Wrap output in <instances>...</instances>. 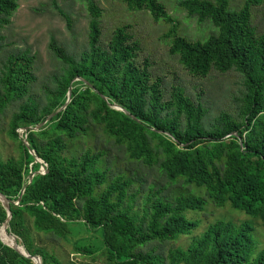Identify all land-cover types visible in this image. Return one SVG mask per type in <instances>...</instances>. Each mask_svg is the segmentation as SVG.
<instances>
[{"label": "trees", "instance_id": "1", "mask_svg": "<svg viewBox=\"0 0 264 264\" xmlns=\"http://www.w3.org/2000/svg\"><path fill=\"white\" fill-rule=\"evenodd\" d=\"M82 1L92 14L89 47L70 54L52 39L50 51L62 68L44 84L40 98L32 93L36 55L12 53L1 68L0 122L10 106L19 105L10 135L22 148L20 159L0 160V193L12 202L7 243L22 240L43 264H64L35 245L32 220L37 232L56 239L78 236L76 252L93 262L103 251L109 264H264V250L254 256L248 223L217 220L189 247L166 248L198 228L186 213L203 212L209 202L230 205L264 225V33L252 21V6L261 0H247L240 10L232 9L231 0L180 1L190 17L210 23L216 32L190 41L172 31L171 54L197 77L214 71L244 77L233 98L238 112L213 119L183 87L168 94L148 61L138 64L141 48L128 26L116 29L104 46L102 11L93 0ZM119 1L151 12L156 21L172 22L161 0ZM19 7V0H0V32ZM2 40L0 35V51ZM70 88L71 100L61 110ZM22 130L44 164L20 140ZM153 172L168 183L150 184L146 177ZM176 185L196 186L204 195L167 194ZM7 220L0 202V229ZM93 239L96 244L88 243ZM0 264L35 263L0 235Z\"/></svg>", "mask_w": 264, "mask_h": 264}, {"label": "rangeland", "instance_id": "2", "mask_svg": "<svg viewBox=\"0 0 264 264\" xmlns=\"http://www.w3.org/2000/svg\"><path fill=\"white\" fill-rule=\"evenodd\" d=\"M93 1L102 11L99 21L102 29L101 41L104 46L109 44L116 29L128 26L131 35L141 48L137 59L138 64L144 66L148 61L153 76L155 79H163L168 94L175 86L183 87L195 102L203 104L208 110V119H213L224 111L233 114L238 112L233 98L239 95L240 90L243 89L244 77L239 72L230 71L223 74L214 71L208 77H197L185 69L179 57L171 54L170 49L174 40L172 31H176L179 36L186 37L190 41H204L216 32L215 27L210 23H199L197 18L190 17L188 12L179 5L182 0H161L167 8L172 22L165 19L156 21L151 12L131 10L119 0ZM246 1L231 0L230 4L232 9L240 10L244 8ZM19 4L20 7L14 14L11 25L4 27L0 32L3 38V49L0 51V77L2 76L3 62L8 55L20 51H30L37 56L35 62L37 81L32 93L36 98H40L43 94L44 84H49L51 77L59 73L62 68V64L55 59L50 51L52 39H56L70 54L81 53L82 50L89 47L92 14L89 3L82 0H19ZM65 15L71 19V27ZM252 21L258 33L263 34L264 0L252 6ZM18 107L17 104L10 106L0 122V160L2 161L20 159L22 154L20 141L13 139L10 135V122ZM23 136L24 130L20 131L22 142L26 138L23 139ZM35 156L36 161L44 164L37 155ZM146 178L150 184L155 180L162 182L163 185L168 183L155 172ZM195 187L176 185V187H170L167 194L177 190L175 193L178 195L179 192L204 195L203 191L195 189ZM139 202L143 204L144 199L141 198ZM186 216L190 220L197 221L198 228L190 236H183L178 241L168 244L167 249L189 247L194 240L202 236L209 225L214 224L217 220H224L236 224L248 223L252 225V237L255 241L254 256L264 250V225L262 222L245 212L233 209L230 205L218 207L209 202L203 212L190 211L186 213ZM29 225L35 245L55 254L64 264L71 262L109 264L103 251L95 255L94 262L91 257L77 253L73 240L78 239V236H71L70 241L56 239L51 235L37 232L32 220ZM20 243L22 247H25L22 240ZM88 243L96 244V239L89 240Z\"/></svg>", "mask_w": 264, "mask_h": 264}, {"label": "water", "instance_id": "3", "mask_svg": "<svg viewBox=\"0 0 264 264\" xmlns=\"http://www.w3.org/2000/svg\"><path fill=\"white\" fill-rule=\"evenodd\" d=\"M78 81H83L85 83H87L86 81H84L83 79H77ZM88 84V83H87ZM71 97H72V88H70V92H69V100L67 102V104L61 109V110H64L66 108V106L68 105V103L70 102L71 100ZM120 110H122L120 107H116ZM54 115L50 116L45 122H43L40 126H38L36 129H33V131H38L40 130L43 126H45L53 117ZM29 129H26V131H28ZM25 132V131H24ZM24 145L27 147V149H29V151L31 152V154L33 156L36 155L35 151L31 149L30 147V144L29 142L27 141V137L25 138V140L23 141ZM34 178V176H31L30 177V181H32ZM25 190H23L22 192V195L21 197L19 198V201L16 203V205H19L21 199H22V196L24 194ZM0 202L3 204V206L6 208L7 212H8V220L7 222L5 223V225L0 229V235H1V239L2 241L12 247L13 249H15L16 251H18L21 255L29 258V259H32L36 264H43L42 262V259L40 257H34L32 256L29 252H27V250L25 249V247H22L21 245H11L9 243H6L5 241V235L7 233V230L10 226V221L12 220V211H11V204L12 202L5 196L3 195L2 193H0Z\"/></svg>", "mask_w": 264, "mask_h": 264}, {"label": "bare ground", "instance_id": "4", "mask_svg": "<svg viewBox=\"0 0 264 264\" xmlns=\"http://www.w3.org/2000/svg\"><path fill=\"white\" fill-rule=\"evenodd\" d=\"M5 241H6V235H5ZM6 243H7V241H6Z\"/></svg>", "mask_w": 264, "mask_h": 264}]
</instances>
